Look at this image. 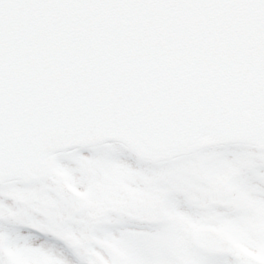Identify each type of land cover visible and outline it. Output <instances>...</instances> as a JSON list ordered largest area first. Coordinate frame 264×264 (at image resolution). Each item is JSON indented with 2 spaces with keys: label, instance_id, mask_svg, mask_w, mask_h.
<instances>
[{
  "label": "water",
  "instance_id": "95a60500",
  "mask_svg": "<svg viewBox=\"0 0 264 264\" xmlns=\"http://www.w3.org/2000/svg\"><path fill=\"white\" fill-rule=\"evenodd\" d=\"M6 47L12 115L32 125L29 142L116 138L140 157L172 158L179 145L251 135L264 8L29 12ZM38 164L50 176L52 157ZM194 240L232 250L213 227Z\"/></svg>",
  "mask_w": 264,
  "mask_h": 264
},
{
  "label": "snow or ice",
  "instance_id": "6c2138e0",
  "mask_svg": "<svg viewBox=\"0 0 264 264\" xmlns=\"http://www.w3.org/2000/svg\"><path fill=\"white\" fill-rule=\"evenodd\" d=\"M264 8L261 0H0V237L3 247L15 250L27 264H40L43 257L56 264H95V256L106 264H120L105 242L115 244L131 264H181L180 255L193 264H261L264 260V65L253 71L256 87L252 92L255 119L248 138H213L202 145H179L174 156L143 158L116 138L91 143L53 141L41 137L35 143L27 139L32 127L20 116L12 115L6 42L13 25L29 12L59 10H128L191 8ZM17 86L22 87L19 81ZM13 131L17 134L13 135ZM208 134V129H201ZM51 156L55 166L72 177L79 191L93 190L100 177L97 171L113 166L128 170L145 183L139 187L160 200L159 212L203 223L210 217L237 229L242 246L253 256L236 250L218 252L199 247L185 226L163 217L133 219L109 212L92 218L89 210L59 184H54L38 164ZM206 168L212 174H230V183L243 201L220 188L205 185L211 198H190L191 186L200 184L192 170ZM94 192V190H93ZM94 195H98L94 193ZM56 217L65 218L63 228L81 239L80 245L53 235L46 225ZM0 264H11L0 250Z\"/></svg>",
  "mask_w": 264,
  "mask_h": 264
},
{
  "label": "rangeland",
  "instance_id": "374dc122",
  "mask_svg": "<svg viewBox=\"0 0 264 264\" xmlns=\"http://www.w3.org/2000/svg\"><path fill=\"white\" fill-rule=\"evenodd\" d=\"M53 178L54 184H59L67 192L71 193L77 201L89 210V216L95 218L97 216L106 215L109 212H116L123 215H127L133 219H158L163 217L171 222L180 223L185 226L186 232L193 237V229L198 225L213 224L219 228L222 233L231 239L234 249L244 255L253 256L246 248L242 246L240 236L237 234V229L230 227L226 224L217 222L214 218H209L207 221L191 222L184 217L169 213L165 210L159 212V217L151 215L152 210L158 208L160 200L154 196L143 191L139 185L145 183V180L139 177H132L128 170L123 169L120 166H113L107 169L97 171L96 169H90L91 174L99 176L100 179L93 185V190L86 189L85 191H79L73 186L72 177L63 169L58 166H53ZM191 175L197 176L200 180V184L191 186L190 198L197 200L199 197L211 198V194L205 188V185L214 186L222 189L228 194H234L236 199L243 201L245 198L236 192V189L230 183V174H212L206 168L194 169ZM94 193L98 195H94ZM199 194V197L197 196ZM264 214V209L260 210ZM65 218L56 217L51 220L47 227L49 231L53 232V235L59 236L61 239L71 241L75 245L81 244V239L78 238L73 232L65 230L63 225ZM105 247L110 248L114 256L118 259L120 264H131V260L128 255L115 244L111 242H105ZM0 250H3L9 257L11 264H27L23 256L18 254L15 250L3 247V238L0 237ZM95 256V264H106L103 257L99 254L92 253ZM254 259H259L253 256ZM181 264H193L190 257L180 255ZM40 264H56L55 260L50 257H43ZM261 264H264V260H261Z\"/></svg>",
  "mask_w": 264,
  "mask_h": 264
}]
</instances>
